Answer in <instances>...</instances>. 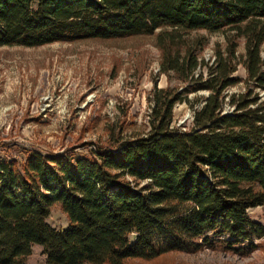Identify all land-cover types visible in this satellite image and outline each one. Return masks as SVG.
Returning a JSON list of instances; mask_svg holds the SVG:
<instances>
[{
	"label": "trees",
	"instance_id": "1",
	"mask_svg": "<svg viewBox=\"0 0 264 264\" xmlns=\"http://www.w3.org/2000/svg\"><path fill=\"white\" fill-rule=\"evenodd\" d=\"M245 38L199 58L193 30ZM157 31L161 69L183 83L154 86L146 129L109 131L87 153L25 152L0 158V264H27L34 245L45 264H121L207 246L250 254L264 226L248 211L264 206V0H0V46L123 38ZM205 71H204V69ZM206 91L197 97L196 93ZM195 94L188 125L173 108ZM57 204L67 218L47 222Z\"/></svg>",
	"mask_w": 264,
	"mask_h": 264
},
{
	"label": "rangeland",
	"instance_id": "2",
	"mask_svg": "<svg viewBox=\"0 0 264 264\" xmlns=\"http://www.w3.org/2000/svg\"><path fill=\"white\" fill-rule=\"evenodd\" d=\"M156 34L0 46V158L20 162L29 150L85 154L89 143L105 145L110 130L121 127L125 136L145 130L153 87L183 86L173 72L162 71ZM185 39L205 43L199 58L209 64L217 50L226 54L228 43H237L236 63L245 53V38L233 30H193ZM261 55L264 58V43ZM232 75L240 81L227 91L244 90L246 71L240 62ZM260 95L264 97V91ZM188 97L193 107L181 102L173 108L176 126L188 125L193 108L202 103L194 102L193 93ZM248 213L264 226V206ZM47 222L58 228L68 221L54 204ZM254 243L255 249L246 255L207 246L197 252H167L152 260L126 259L121 264H264V236ZM27 264H45L41 246L32 247Z\"/></svg>",
	"mask_w": 264,
	"mask_h": 264
}]
</instances>
